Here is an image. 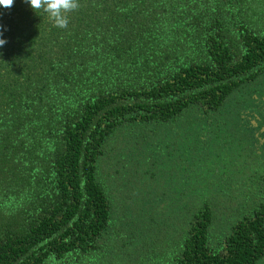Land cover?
<instances>
[{
    "label": "trees",
    "instance_id": "16d2710c",
    "mask_svg": "<svg viewBox=\"0 0 264 264\" xmlns=\"http://www.w3.org/2000/svg\"><path fill=\"white\" fill-rule=\"evenodd\" d=\"M80 5L66 29L23 0L0 7V264H99L104 148L141 124L180 125L169 157L202 163L173 189L189 227L152 258L263 262L264 0ZM220 208L231 227L217 249Z\"/></svg>",
    "mask_w": 264,
    "mask_h": 264
},
{
    "label": "rangeland",
    "instance_id": "374dc122",
    "mask_svg": "<svg viewBox=\"0 0 264 264\" xmlns=\"http://www.w3.org/2000/svg\"><path fill=\"white\" fill-rule=\"evenodd\" d=\"M178 127L125 126L105 146L100 180L109 195L112 220L89 263L99 260V264H161L152 258L153 253L161 247L170 248V240L189 227L182 219V210L173 212L183 202L173 189L181 186L188 192L187 180L197 170L192 164L200 168L202 163L192 157L185 161L183 153L169 157L177 148ZM225 148L233 146L228 144ZM216 219L211 244L219 249L231 226L227 225V213L222 208Z\"/></svg>",
    "mask_w": 264,
    "mask_h": 264
},
{
    "label": "clouds",
    "instance_id": "9594fccd",
    "mask_svg": "<svg viewBox=\"0 0 264 264\" xmlns=\"http://www.w3.org/2000/svg\"><path fill=\"white\" fill-rule=\"evenodd\" d=\"M31 6L36 13L42 11L47 15L48 20L54 27L66 29L70 23L69 14L80 8V0H23ZM14 6V0H0V7L11 9ZM3 36V26L0 25V37ZM7 41L0 38V47H3Z\"/></svg>",
    "mask_w": 264,
    "mask_h": 264
},
{
    "label": "flooded vegetation",
    "instance_id": "af4514ba",
    "mask_svg": "<svg viewBox=\"0 0 264 264\" xmlns=\"http://www.w3.org/2000/svg\"><path fill=\"white\" fill-rule=\"evenodd\" d=\"M261 103H262V104H261ZM261 103H260V104H261V106H262V105H264V101H263V102H261Z\"/></svg>",
    "mask_w": 264,
    "mask_h": 264
}]
</instances>
